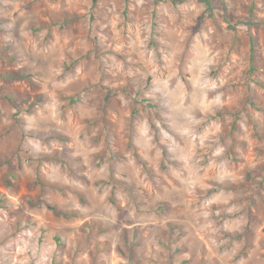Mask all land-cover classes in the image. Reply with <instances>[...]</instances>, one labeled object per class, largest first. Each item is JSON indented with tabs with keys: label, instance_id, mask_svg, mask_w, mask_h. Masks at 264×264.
<instances>
[{
	"label": "rangeland",
	"instance_id": "rangeland-1",
	"mask_svg": "<svg viewBox=\"0 0 264 264\" xmlns=\"http://www.w3.org/2000/svg\"><path fill=\"white\" fill-rule=\"evenodd\" d=\"M208 1L0 0V264H264V0Z\"/></svg>",
	"mask_w": 264,
	"mask_h": 264
},
{
	"label": "crops",
	"instance_id": "crops-1",
	"mask_svg": "<svg viewBox=\"0 0 264 264\" xmlns=\"http://www.w3.org/2000/svg\"><path fill=\"white\" fill-rule=\"evenodd\" d=\"M101 244H108V241L101 242Z\"/></svg>",
	"mask_w": 264,
	"mask_h": 264
},
{
	"label": "trees",
	"instance_id": "trees-1",
	"mask_svg": "<svg viewBox=\"0 0 264 264\" xmlns=\"http://www.w3.org/2000/svg\"><path fill=\"white\" fill-rule=\"evenodd\" d=\"M208 2V4H210V2L208 0H206Z\"/></svg>",
	"mask_w": 264,
	"mask_h": 264
}]
</instances>
